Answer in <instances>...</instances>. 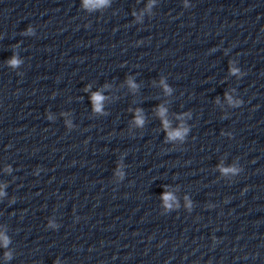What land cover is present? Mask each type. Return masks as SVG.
I'll return each mask as SVG.
<instances>
[{
  "label": "clouds",
  "instance_id": "clouds-1",
  "mask_svg": "<svg viewBox=\"0 0 264 264\" xmlns=\"http://www.w3.org/2000/svg\"><path fill=\"white\" fill-rule=\"evenodd\" d=\"M101 2H103V0H101ZM12 63H15V61H12ZM100 99H101V97H99V96H96V97H95V100L97 101V107H99L98 102H99ZM138 122H139V121H138Z\"/></svg>",
  "mask_w": 264,
  "mask_h": 264
}]
</instances>
